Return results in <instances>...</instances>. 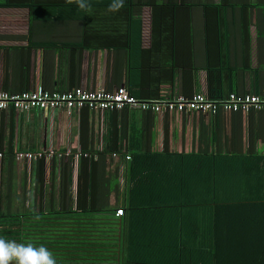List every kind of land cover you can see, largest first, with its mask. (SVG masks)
Returning <instances> with one entry per match:
<instances>
[{
	"label": "crops",
	"instance_id": "obj_1",
	"mask_svg": "<svg viewBox=\"0 0 264 264\" xmlns=\"http://www.w3.org/2000/svg\"><path fill=\"white\" fill-rule=\"evenodd\" d=\"M160 1L202 5L173 6L179 12L176 25L180 27H170V15L163 19V28L155 30L153 39L149 7L142 9L141 43L145 52L140 58L143 72L136 81L141 91L170 97L202 92L209 97L210 68L212 82L222 87L224 95L230 91L264 92V0ZM126 54L123 35L111 28L106 34L91 37L80 23L67 27L51 21L32 24L27 9L0 8V90L19 92L42 86L49 91L78 87L112 91L126 87L130 81ZM170 67L174 68L170 71ZM217 114L213 117L198 112L154 113L136 108L102 112L88 108L1 111L0 180L17 181L18 187L24 184L30 200L25 204L28 207L33 199V204L39 202V178L44 194H55V165L69 155L71 192L75 195L81 151L93 155L92 173L96 180L106 179L103 176L111 178L117 172V187L123 193L128 184L126 160L121 161L116 153L120 145L196 152L205 147L234 144L230 136L235 128L241 129L242 139L238 138L236 144L243 151L264 149V110ZM7 146L14 148V155L26 151L40 156L16 160L5 154ZM112 146H117L116 150ZM8 157L11 161L6 164ZM40 157L42 168L37 163ZM116 163L118 169L114 172ZM109 185L104 184L106 189ZM110 194L114 192L111 190Z\"/></svg>",
	"mask_w": 264,
	"mask_h": 264
},
{
	"label": "trees",
	"instance_id": "obj_2",
	"mask_svg": "<svg viewBox=\"0 0 264 264\" xmlns=\"http://www.w3.org/2000/svg\"><path fill=\"white\" fill-rule=\"evenodd\" d=\"M159 1L125 0L118 12L107 10L111 0H89L87 12L65 0H3L0 8L27 9L32 24L51 21L67 27L80 23L91 37L106 34L110 28L121 33L130 79L126 88L137 99L148 100L170 95H150L136 84L143 72L140 58L145 52L142 9L149 7L153 39L155 30L159 32L163 19L170 15V27H180L174 7L202 5ZM210 70L208 96L226 97L229 92L222 94V87L212 82ZM253 94L264 96V92ZM238 138L242 139L241 129L233 128L230 140L234 144L188 153L120 145L116 153L121 161L129 156L124 159L128 185L123 193L117 187V172L111 178L103 176L110 183L107 189L104 180H96L93 155L85 151L79 155L75 195L71 192V155L55 165V194L45 197L39 178V202L33 204V199L28 207L24 184L17 190L21 208L13 211L14 185L10 179L0 180V236L44 245L57 264H264V149L243 151ZM116 147L112 146L113 150ZM5 154L15 158L14 148L7 146ZM41 158L38 168L43 167ZM117 169L116 163L114 172ZM116 208H121L123 215L115 217ZM37 215L40 219H33Z\"/></svg>",
	"mask_w": 264,
	"mask_h": 264
},
{
	"label": "built area",
	"instance_id": "obj_3",
	"mask_svg": "<svg viewBox=\"0 0 264 264\" xmlns=\"http://www.w3.org/2000/svg\"><path fill=\"white\" fill-rule=\"evenodd\" d=\"M98 111H118L123 108H136L142 111L160 113L169 112H198L215 115L218 110L234 112H248L250 109L264 107V96L253 93L238 94L230 92L221 99H210L202 92H196L191 97L182 95L161 99L139 100L133 96L125 86H119L115 90L103 89L88 90L75 88L68 91H49L42 86L32 90L8 92L0 90V111L14 110L19 113H27L36 109H82ZM52 156V153H48ZM1 156V154H0ZM39 155L32 152H19L16 160H32ZM125 159H129L127 155ZM115 217L123 215L121 208H116Z\"/></svg>",
	"mask_w": 264,
	"mask_h": 264
},
{
	"label": "clouds",
	"instance_id": "obj_4",
	"mask_svg": "<svg viewBox=\"0 0 264 264\" xmlns=\"http://www.w3.org/2000/svg\"><path fill=\"white\" fill-rule=\"evenodd\" d=\"M68 5H76L82 11H90L89 0H65ZM125 0H111L109 12H118L124 7ZM39 220L40 217L34 216ZM0 264H57L53 253L44 245L36 246L33 242H17L0 236Z\"/></svg>",
	"mask_w": 264,
	"mask_h": 264
},
{
	"label": "rangeland",
	"instance_id": "obj_5",
	"mask_svg": "<svg viewBox=\"0 0 264 264\" xmlns=\"http://www.w3.org/2000/svg\"><path fill=\"white\" fill-rule=\"evenodd\" d=\"M18 173V170H17V167L15 166V168H14V175H16ZM13 185H14V194L16 193V202H15V204L12 206V209H13V211L14 210H19L20 208H21V205H20V201L19 200H21V197L19 196L20 195V193H19V191H17L18 190V186H17V181L16 182H13L12 183ZM16 187V188H15ZM45 197H48V194H45ZM46 201V200H45ZM26 204V203H25Z\"/></svg>",
	"mask_w": 264,
	"mask_h": 264
}]
</instances>
